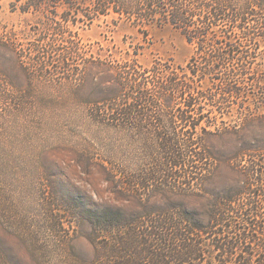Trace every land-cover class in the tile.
Instances as JSON below:
<instances>
[{
    "label": "rangeland",
    "instance_id": "1",
    "mask_svg": "<svg viewBox=\"0 0 264 264\" xmlns=\"http://www.w3.org/2000/svg\"><path fill=\"white\" fill-rule=\"evenodd\" d=\"M29 1L0 3V89L10 92L8 101L0 98V264H92L89 212L119 206L101 167L108 163L149 178L150 191L141 185L140 193L145 200L151 197V211L172 205L199 209L213 194L238 197L245 191L240 196L251 198L246 209L262 200L264 216V107L257 108L264 98V0H197L231 14L248 13L244 29L221 23L208 33L242 46L230 69L249 76L239 85L248 97L234 98L229 115L203 104L209 133L196 138L218 161L193 187L197 198L187 197L180 179L172 191L168 173L154 180L157 127L129 134L94 120L96 102L121 92L115 78L121 66L136 61L147 77L156 66L166 76L176 71L184 78L195 46L168 23L136 22L127 9L133 0H115L109 8L99 7L98 0H49L38 8ZM256 2L262 7H254ZM227 46L219 51L230 52ZM38 56L42 64L35 62ZM257 78L261 82L254 86ZM166 104L159 108L164 124L175 117L179 137L188 138L178 106ZM143 113L151 115L147 109ZM160 131L170 133L167 127ZM198 195L205 197L200 201Z\"/></svg>",
    "mask_w": 264,
    "mask_h": 264
},
{
    "label": "trees",
    "instance_id": "2",
    "mask_svg": "<svg viewBox=\"0 0 264 264\" xmlns=\"http://www.w3.org/2000/svg\"><path fill=\"white\" fill-rule=\"evenodd\" d=\"M46 1L49 0H30L29 5L38 8ZM98 1L101 8L115 3V0ZM257 5L262 7L260 2L254 7ZM127 9L128 15L138 23H168L179 29L195 46V53L184 68L187 71L184 78L178 77L176 71L166 76L156 66L151 77H147L146 72L137 70L136 61L121 66L115 78L122 90L119 95L105 96L96 102L100 106L95 109L94 120L100 127L129 134L146 125L157 127L154 180L168 173L174 180L172 191L178 188L177 179H180L187 197L197 198L193 187L209 176L218 161L214 152L196 138L209 133L203 104L229 115L234 98L244 99L249 93L239 86L249 78L247 72L230 69L231 64L239 61L235 53L243 54L242 46L210 38L208 29L225 23L242 30L248 13L244 10L231 14L227 9L197 0H133ZM192 25L199 26L196 32L190 31ZM244 35L251 38L249 33ZM223 44L232 50L219 51ZM41 58L38 56L35 62L42 64ZM252 81L254 86L261 82L258 78ZM7 88L0 89V98L5 101L10 99ZM163 102L170 109L178 106L181 127L188 129V138L179 137L175 117L164 124V116L159 114ZM259 107H264V98ZM145 109L151 115L144 114ZM248 109L251 111L250 106ZM246 117L243 114L241 119ZM164 127L170 133L161 132ZM0 156H4V151ZM101 167L113 186L112 193L119 206L89 212L92 223L89 239L95 250L92 264H264V223L257 220L264 219L260 213L262 200H254L251 205L255 209L247 210L251 198L240 196L245 191L238 197L216 193L207 199L206 205L201 202L199 209L172 205L151 211V197L145 200L140 193L141 185L150 191L149 178H141L122 163ZM246 190L251 191L249 187ZM204 197L198 195L200 201ZM85 213L84 218L88 219Z\"/></svg>",
    "mask_w": 264,
    "mask_h": 264
}]
</instances>
